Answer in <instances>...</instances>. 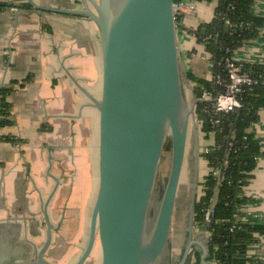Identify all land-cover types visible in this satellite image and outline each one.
<instances>
[{"label": "crops", "instance_id": "obj_1", "mask_svg": "<svg viewBox=\"0 0 264 264\" xmlns=\"http://www.w3.org/2000/svg\"><path fill=\"white\" fill-rule=\"evenodd\" d=\"M31 1L43 10L27 0H0V90L8 105L7 124L0 126V264H30L36 258L46 239L45 211L52 224L45 260L75 264L87 244L98 186L99 114L85 92L96 100L101 96L100 34L85 16L52 11H80V0ZM196 4L200 14L178 15L180 67L184 74L211 80L203 46L186 32L208 22L216 2ZM253 13L264 19V0H253ZM185 18L196 26L186 28ZM233 57L264 65V27ZM258 116L249 133L264 151V109ZM197 131L200 155L214 138ZM191 147L190 181L195 136ZM208 171L198 158V179ZM243 191L257 203L241 207V220L264 224V156ZM247 258L249 264H264V237L249 247ZM95 259L92 251L85 264H97Z\"/></svg>", "mask_w": 264, "mask_h": 264}, {"label": "water", "instance_id": "obj_2", "mask_svg": "<svg viewBox=\"0 0 264 264\" xmlns=\"http://www.w3.org/2000/svg\"><path fill=\"white\" fill-rule=\"evenodd\" d=\"M28 3L43 10L31 0ZM80 11L52 10L85 16L99 30L102 54L101 96L89 97L99 114L98 186L87 244L75 264H85L98 244L100 264H168V244L179 180L185 160L190 123L195 134L194 166L181 254L175 264L210 260L208 239L195 234L198 198L196 99L188 106L177 45L175 0H80ZM226 142L207 220H214L222 180L227 169L238 121ZM170 139V166L160 204L149 219V206L158 167ZM46 239L30 264L45 260L52 224L44 212ZM208 231V228L203 229ZM205 234V232L203 233ZM168 256V257H167Z\"/></svg>", "mask_w": 264, "mask_h": 264}, {"label": "trees", "instance_id": "obj_3", "mask_svg": "<svg viewBox=\"0 0 264 264\" xmlns=\"http://www.w3.org/2000/svg\"><path fill=\"white\" fill-rule=\"evenodd\" d=\"M187 1L216 2L213 17L188 33L194 35L197 43L203 46L213 74L219 76L223 83L215 84L212 80L200 79L191 73L184 75L187 81L193 83L191 93L194 98L203 99L205 93L214 98L225 90L227 83L225 61L233 57L234 52L243 43L257 38L259 31L264 27V19L253 13V0ZM241 65L242 71L255 80L264 79V65L251 63ZM6 95V91L1 89L0 126L7 124ZM238 100L241 115L228 155L227 169L214 210V220L211 222H208L207 217L217 183V174L222 166L228 135L237 119L238 111L222 115L219 126L215 127L211 121L216 117L209 113L212 103L199 102L196 105L198 128L206 138L213 134L214 144L202 150L199 155V158L207 163L210 171L203 177L198 189L194 223L199 228L201 226L208 228L207 247L210 260L214 264H249L247 250L264 237V224L251 221H240L235 224L237 218L242 215L240 209L243 205L257 203L245 197L243 188L252 178L257 160L264 156L259 141L249 133V128L259 120L258 112L264 109V86L256 84L244 88ZM193 261V264H200L198 254L193 256Z\"/></svg>", "mask_w": 264, "mask_h": 264}, {"label": "rangeland", "instance_id": "obj_4", "mask_svg": "<svg viewBox=\"0 0 264 264\" xmlns=\"http://www.w3.org/2000/svg\"><path fill=\"white\" fill-rule=\"evenodd\" d=\"M199 6L198 4H196ZM195 5V6H196ZM184 25L186 28H194L196 26V21L192 18H185L184 19ZM187 35H189L188 31L186 32ZM183 74V81H184V95L185 99L187 102V105L189 106L191 102L194 100V97L191 93V85L188 83L187 79L185 78L184 72ZM192 124L190 123L189 129H188V137H187V153L185 155V160L183 163V168L179 180V188L177 192V199H176V205L174 209V216L172 219V225H171V233H170V238H169V252H168V264H175L181 254L182 251V243L184 241V226L186 224V217H187V212H188V201H189V195H190V168L188 165L191 163V157H192V147H191V140L192 137L195 136L194 130L192 128ZM196 127L198 128V125L196 124ZM213 138L214 135L212 134ZM191 148V149H190ZM170 150H171V145H170V139L167 140L164 150L161 155L159 167H158V173H157V178H156V183L155 187L153 190V195L151 198L150 206H149V219L151 220L156 213L158 206L160 204V200L162 198V194L165 188L166 180H167V175L169 171V166H170ZM192 172V171H191ZM209 172V171H208ZM207 172V173H208ZM203 172H201V175ZM203 180V176L199 175L198 179V185L200 188V184ZM198 188V189H199ZM199 196V192H198ZM205 227H197L195 226V234H202L199 235L200 240L205 241L208 239L209 232L203 230ZM205 232V234H203ZM95 249L93 250L94 258H96V263L100 264V249L98 244L95 245ZM193 258L190 261V264H193Z\"/></svg>", "mask_w": 264, "mask_h": 264}, {"label": "built area", "instance_id": "obj_5", "mask_svg": "<svg viewBox=\"0 0 264 264\" xmlns=\"http://www.w3.org/2000/svg\"><path fill=\"white\" fill-rule=\"evenodd\" d=\"M196 3L197 2L187 1V0H175L174 17L177 25H178V15L183 11L186 10L189 13H196V14L201 13L196 9L195 6ZM226 23H228V20H226ZM241 66H242L241 62L234 59V57L228 58L225 61L226 77H227L225 90L221 93H218L214 98L209 93L204 94L203 100L211 101L212 103L209 113L212 116L216 117L211 121V124H213L215 127L219 126L220 117L222 115L235 113L238 111V109H240V102L238 100V96L242 94L244 88L251 87L256 84H261L264 86V79L259 81L255 80L248 73L243 72ZM211 80L215 84L221 85L223 83L220 77L214 74L212 75ZM240 221H242L241 218H237L235 224H237Z\"/></svg>", "mask_w": 264, "mask_h": 264}]
</instances>
